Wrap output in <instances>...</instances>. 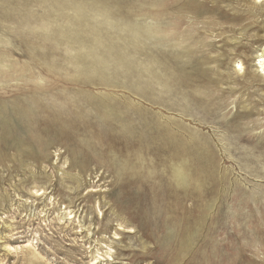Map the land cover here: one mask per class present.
<instances>
[{"label": "rangeland", "instance_id": "obj_1", "mask_svg": "<svg viewBox=\"0 0 264 264\" xmlns=\"http://www.w3.org/2000/svg\"><path fill=\"white\" fill-rule=\"evenodd\" d=\"M196 1L0 0V126L30 109L45 118L37 101L51 97L86 103L71 122H54L64 131L36 148L39 157L27 143L1 153L0 264H92L98 254L104 264L106 252H117L109 264H166L173 233L155 222L178 215L184 193L206 180L194 142L206 144L218 176L202 187L207 223L230 218L214 238L241 237L232 184L248 192L243 255L225 264H264V17L251 15L255 0ZM170 56L209 58L208 75L222 81L172 80ZM166 129L191 155L164 149ZM142 192L149 201L140 204Z\"/></svg>", "mask_w": 264, "mask_h": 264}, {"label": "bare ground", "instance_id": "obj_2", "mask_svg": "<svg viewBox=\"0 0 264 264\" xmlns=\"http://www.w3.org/2000/svg\"><path fill=\"white\" fill-rule=\"evenodd\" d=\"M68 1V0H67ZM70 2V1H69ZM195 4V7H200L197 4L196 0H189L188 5ZM80 9V8H79ZM213 13L215 10L212 11ZM251 15H259L261 17H264V0H255L253 11ZM169 34L171 36L172 32V24L169 19ZM86 28V27H85ZM84 28V30H85ZM169 36V37H170ZM68 44V43H67ZM210 45V44H209ZM209 58L204 61H201L200 59H196L195 61H176L172 59V57H167L165 62V72L167 73V76L170 79H178L182 80V82L186 83L189 81L191 77L200 76L201 79L207 80V82L210 83H216L218 84L220 81H222L220 78L212 80V77L208 75L210 72H213V68H208L209 65ZM258 63L256 64L258 68V74L261 77H264V56L263 54L258 55ZM218 67H221L220 61L218 62ZM238 69H242V67H239ZM219 74L218 76H221V78H224V75L219 73L218 70L215 71ZM217 75V74H216ZM35 97V96H34ZM42 98V97H41ZM49 97H43V100ZM52 100H49V102H40L38 103V108L35 111H38L39 113H45V118H41L36 116V112L33 113L32 110L27 111H21V114L23 117H21L20 121L19 118H17L18 114L15 117H12V121L8 122L10 124H1L3 126H0V156L1 153H4L6 151H10L13 149H18V145L21 143H27L30 145V147H34L35 150L32 152V154L35 157H39V155L36 153V148L46 147V143L48 142L49 138L54 135L62 134L63 129L61 128L62 124L59 126L55 121H60L63 123H69L71 122V118L68 117V115L71 114H82L85 113L86 110L83 108L85 101L81 100L82 98L77 96L76 98H65V97H59L55 96L54 98L51 97ZM55 99V100H54ZM27 100V99H26ZM29 102V100H28ZM27 102V103H28ZM30 104V102H29ZM73 105H76L73 107ZM31 106V104H30ZM35 106V105H34ZM33 106V108H34ZM21 107V105H20ZM36 108V107H35ZM16 109V108H15ZM18 109V108H17ZM21 109V108H20ZM19 109V110H20ZM1 111V110H0ZM12 111V110H11ZM92 111V110H91ZM17 112V111H16ZM3 114V113H2ZM9 120V119H8ZM60 124V123H59ZM16 131L22 129L24 133L27 135L28 139L27 141H24L22 139H19L13 135H11V132L14 131L12 128ZM76 127V126H75ZM37 133V135H36ZM165 134V142H164V149L166 147V150H175L176 155L181 158L185 157L184 154L187 153V155H191L190 151L185 150L186 145L182 143L183 136L173 134L170 129H166L164 131ZM24 137V136H22ZM245 137L241 139V141L244 140ZM194 146L196 148V158L199 164V172L203 176L202 178H205L206 180L200 184V188L198 187L197 192L191 193L190 191L184 193V197L182 198V203L180 204L178 208V215L174 212L173 216L168 212H163L162 215H160V221L155 222L156 225H158L162 231L171 230L173 235L170 238H167L169 241L166 243L169 246V253H168V262L166 264H225L229 258L234 257L235 255L241 254L243 255V249L239 247V238H244L245 235L242 232L243 226L242 223L249 222L251 220V217L244 212L245 210H248V201L244 200L241 197H245V195L248 193L245 189H243L240 184L235 182L232 184L234 186V199L232 201V212L230 213L231 216L234 218V226H237L236 231L240 232V236L238 237L237 234H233L232 232H229L227 234L226 239L219 240L217 238H214V235L219 230H225L229 224V216L224 217L223 221L219 219H210L211 222H208V217L211 215L207 209H204L200 207V201L205 199L208 190L203 189L202 187H205L208 183V185L218 184L215 182L217 180L218 176L216 172L209 171L207 168V161L204 159V155L207 154L205 147L206 144H196L191 143V147ZM33 151V150H32ZM39 152V151H38ZM73 154L77 156L78 153H76V149H73ZM8 153V152H7ZM195 153V152H194ZM40 154V153H39ZM9 155V154H8ZM14 156V155H13ZM258 159L261 158V156H257ZM1 159V157H0ZM178 167H180L178 165ZM177 167V168H178ZM183 168V167H182ZM250 168L245 166L243 168L244 171H247ZM177 171V177L180 180L181 174L179 173L180 170ZM230 179V174L227 175L223 174L221 177V180L227 181ZM213 192V190H212ZM43 194V193H41ZM39 194L38 196H40ZM146 195V202L149 201V196L147 194H139L138 202H140V198ZM143 200H141L142 202ZM140 202V204H142ZM190 202V205L188 203ZM75 211L71 212L70 214H74ZM73 217H70L68 219H72ZM175 218L177 221H175ZM233 222V221H232ZM240 226V227H238ZM157 229V228H156ZM126 233H133V230L129 229ZM117 235V233H115ZM117 240V238H115ZM109 252H113L112 246H107ZM113 254H117V252H114ZM112 253L106 252L105 255H102L107 263L114 262L117 260V257L113 260H110L114 257ZM145 255H149V252ZM106 256L108 258H106ZM100 256L96 258H93L92 264H101L100 261L98 262V259L100 260ZM103 261V260H101Z\"/></svg>", "mask_w": 264, "mask_h": 264}]
</instances>
